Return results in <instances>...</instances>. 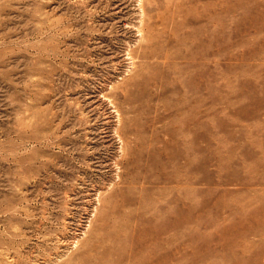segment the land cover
<instances>
[{"label": "rangeland", "instance_id": "obj_1", "mask_svg": "<svg viewBox=\"0 0 264 264\" xmlns=\"http://www.w3.org/2000/svg\"><path fill=\"white\" fill-rule=\"evenodd\" d=\"M149 176L168 264H264V0H0V264H98Z\"/></svg>", "mask_w": 264, "mask_h": 264}, {"label": "bare ground", "instance_id": "obj_2", "mask_svg": "<svg viewBox=\"0 0 264 264\" xmlns=\"http://www.w3.org/2000/svg\"><path fill=\"white\" fill-rule=\"evenodd\" d=\"M150 56H156L157 58H164V61L167 62L165 66L167 67L169 73L179 72V71L181 72L183 70V67L180 70H177L179 68H176L174 62L172 63L171 61L172 56L170 54L160 55L158 53L157 54L154 53ZM159 83H160V87L163 88L165 92H168L169 90L174 89V87H177L179 85L183 86L181 81L176 82L173 85L162 82V80ZM116 97H119V95L118 96L116 95ZM131 100L133 99L131 98V95L129 96L128 94L127 101L130 102ZM200 101L201 100L199 99V102ZM120 107L121 106L118 105L116 106L118 112V116H117L118 124L116 125L115 131L116 134L120 137V139H122L123 144L126 145L128 148L129 142L127 141V137H128L127 134L129 131H132V129L126 127L127 117L124 113L123 114L121 113ZM177 128L178 129L167 128L166 131L169 135H172V137H175V134H179L180 132L181 134H184V128L182 126H177ZM181 140L182 143L184 144L185 139L182 138ZM168 146H169V142L167 141L164 147L154 146L151 147V149L158 150L163 153L165 147ZM170 158L171 157H168V159ZM153 181L154 179L151 178V176H149L144 179V184L140 186L141 189H144L147 192H152L153 193L152 195L139 194L133 196L131 194L122 192L123 194L122 205L137 201L139 202V206L136 208H131L129 210H126L121 207L116 208L117 216L115 218V222L113 223V226L112 225L110 226L111 229L109 230V233L107 235L108 239H110L112 242L106 243L104 241L105 243L103 242L102 245H100V247H96L94 249L95 256L97 255V257L94 258L96 259L98 264H103L104 261L105 262L107 261V259L109 261V258L111 257H112L111 264H168L169 256H170V251L168 246L170 239L168 237H164L163 234L167 233L168 230H170L172 226V221H170L169 218L163 220V216H167L168 213L171 212V208L169 203H161V202H160L161 209L159 207L157 208L155 205L151 207V203H153V201L156 203L157 198L155 196L156 193H154L155 191H153L152 189L153 186L147 184V182H153ZM184 185H185V181L183 182V186ZM184 188H186V185L184 186ZM158 193L159 192H157V196ZM178 200L183 205L185 202V196L181 195ZM158 201H160V199ZM148 210L152 215L148 216L146 214ZM180 216L182 218L184 217V211H181ZM179 223L183 225L184 218L180 220ZM158 247L164 248V250H162L163 251L162 253L158 251L159 250ZM107 264L110 263L108 262Z\"/></svg>", "mask_w": 264, "mask_h": 264}]
</instances>
